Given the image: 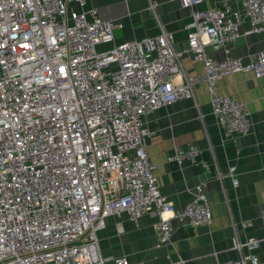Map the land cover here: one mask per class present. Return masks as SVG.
Listing matches in <instances>:
<instances>
[{
    "label": "built area",
    "instance_id": "built-area-1",
    "mask_svg": "<svg viewBox=\"0 0 264 264\" xmlns=\"http://www.w3.org/2000/svg\"><path fill=\"white\" fill-rule=\"evenodd\" d=\"M178 1L190 11L182 52L163 31L99 50L121 25L85 11L86 0H0V264H129L98 247L106 218L120 214L130 222L153 214L160 246L171 234L163 212L188 229L209 224L202 185L176 212L160 194L142 119L195 102L193 87L204 85L222 137L246 136L245 105L219 95L217 84L237 73L264 80V50L246 61L210 58L205 47L216 52L243 35L240 16L230 0L204 10L196 8L202 0ZM239 2L244 34H264V0ZM181 53L200 64L199 74L183 72ZM166 162L206 167L193 145L173 147ZM259 221L264 241V207ZM259 242L234 235L230 249L239 257L224 264H257Z\"/></svg>",
    "mask_w": 264,
    "mask_h": 264
},
{
    "label": "crops",
    "instance_id": "crops-1",
    "mask_svg": "<svg viewBox=\"0 0 264 264\" xmlns=\"http://www.w3.org/2000/svg\"><path fill=\"white\" fill-rule=\"evenodd\" d=\"M215 2L202 0L196 8L208 9ZM230 7L241 18L243 35L216 52L205 47V53L214 60L231 56L246 61L264 50V34H244L247 22L239 0H230ZM84 10H93L97 17L121 25L113 42L99 46V50H108L126 40L154 37L162 31L171 35L178 51L185 48L183 26L189 20L190 11L181 8L178 0H86ZM179 62L187 75L200 73V64L188 54L181 53ZM173 82H180V78ZM217 93L245 105L250 121L246 136L222 137L210 113L204 85L193 87L195 102L180 100L142 119L150 134L145 151L155 166L160 194L176 212L190 200L191 189L202 185L210 211L209 224L188 229L171 219L170 213L163 212L162 217L169 219L171 234L169 244L160 246L152 228L156 219L153 214L147 213L136 222L128 221L124 214L110 216L105 220L104 229L97 232L103 257H124L129 264H168L177 259L185 264H224L239 257L238 252L230 249L235 235L240 242L247 238L260 240L253 255L257 264H264L259 221V211L264 207V80L254 79L250 73L224 76L217 84ZM187 145L200 150L206 167L166 162L173 147ZM230 168H234L232 178L227 175Z\"/></svg>",
    "mask_w": 264,
    "mask_h": 264
}]
</instances>
